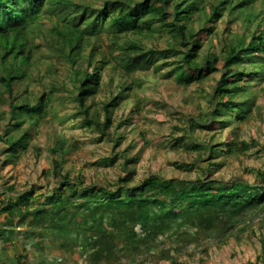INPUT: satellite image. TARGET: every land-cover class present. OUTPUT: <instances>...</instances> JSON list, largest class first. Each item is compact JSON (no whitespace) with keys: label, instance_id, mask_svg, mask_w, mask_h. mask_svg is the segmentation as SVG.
<instances>
[{"label":"trees","instance_id":"obj_1","mask_svg":"<svg viewBox=\"0 0 264 264\" xmlns=\"http://www.w3.org/2000/svg\"><path fill=\"white\" fill-rule=\"evenodd\" d=\"M73 2L78 12L66 11ZM50 16L58 21L51 28L53 39L48 46L70 63V83L52 80L49 95L36 96L24 85L25 80L36 79L33 69L38 67L33 54L39 45L31 33ZM222 20L231 25L224 36L216 28ZM233 25L243 26L242 31L234 34ZM103 34L110 40L107 53L97 51ZM215 37L218 46L212 43ZM95 54L100 59L94 61ZM84 56L86 68L80 65ZM109 66H120L127 74L151 68L155 74L175 75L179 86L203 88L209 83L212 92L205 97L209 110L198 105L199 113L187 116L183 135L173 137L182 142L196 130L211 132L208 141L193 137L184 146L197 154L191 162H175L187 171L195 170L196 177L151 173L136 182L140 157H128V147H121L128 139L124 124L132 123L141 110L138 93L133 98L128 93L132 87L141 90L144 80L123 81L116 95L97 102L102 73ZM263 80L264 0H105L100 6L77 0H0V105L8 104L0 111V123L4 122L0 162L17 163L36 150L33 140L54 108L52 94L59 88L65 90L59 109L65 101L76 106V113L60 118L61 123L72 116L74 129L109 139L113 148L102 159L108 166L121 158L116 182L85 176L82 170L66 167L71 150L78 145L70 142L68 132L59 131L50 165L43 171L56 179L55 185L39 198L33 187L19 191L15 185L0 183L4 195L0 199V264H11L7 253L20 240L24 248L13 253V264H45L39 259L47 235L67 253L79 250L89 264H136L163 257L168 264H184L179 256L186 249L208 254L210 244L244 232L255 217L262 216L264 224V170H245L255 173L253 182L244 176L227 181L216 175L224 159L238 158L253 146L264 147L258 139H241L238 126L261 108L256 98L257 88L264 90ZM130 98L129 118L115 116ZM223 131L232 137L217 139ZM29 248H35L36 263Z\"/></svg>","mask_w":264,"mask_h":264},{"label":"rangeland","instance_id":"obj_2","mask_svg":"<svg viewBox=\"0 0 264 264\" xmlns=\"http://www.w3.org/2000/svg\"><path fill=\"white\" fill-rule=\"evenodd\" d=\"M77 1H85L100 6L105 0ZM76 6L73 2V5L66 7V11L74 9L75 12H78L80 8ZM81 8L83 9V7ZM261 12L263 11L261 10ZM57 21L55 16H50L48 19L45 18L41 21V25L38 26L37 30H33L31 33L33 35L31 37H34V40L37 39L36 44L39 45V49L34 50L33 54V60L38 67L33 69L36 79L25 80L24 85L30 86V92L36 96L42 95L43 92L49 95L51 90L50 82L52 80L56 82L66 81L68 85L70 83L67 77L68 73H70V63L66 61L64 56H61L62 58L58 57L57 54H62L53 51L48 46V43L53 39L51 28L57 24ZM216 28L224 36V34L227 35L226 29L231 28V25L226 20H222L217 24ZM242 28L243 26L241 25H233L232 30L234 34H237L242 31ZM38 30L41 31V34L46 35L47 38L39 37ZM33 39L32 45L34 44ZM144 42L149 45L152 43L148 39H144ZM212 43L218 46L219 39L213 38ZM109 44L110 40L103 34L101 41L96 45L98 47L97 51L100 53L106 51L107 53ZM90 51V48L85 50L83 55L86 56ZM216 51H219L218 47ZM118 53L119 51H117V55ZM85 56L80 60L82 68H86L87 59ZM97 59H100V55L95 54L94 61ZM247 68L250 71L253 67L249 65ZM169 71L170 69L166 68V72ZM165 74H155L151 68L146 72L138 70L127 74L122 71L120 66L115 68L109 66L102 73L100 90L95 97L97 102L106 101L116 95L117 89L123 81L130 83L132 80L139 78L144 80V86L141 90L137 87H132V90L129 93L127 92L132 98L134 93H138L141 99V110L140 116L135 118L132 123L124 124L127 129L125 132L128 139L124 140L121 147V149L128 147V157L130 155H138L140 157L135 166L137 171L136 182L151 173H156L166 178L196 177L198 173L195 170L187 171L177 165L189 163L196 157V152H188L184 148L186 144L191 143L193 137L199 138L200 141H208L211 136V132L196 130L192 136H186L182 142L173 141V137H181L183 135V130L187 125V116L192 113H199L198 105H201L205 111L209 110L205 97L212 90L209 83L203 88L197 84L186 87L179 86L174 79L175 75L166 77ZM261 85L264 87V80ZM143 89L144 91H142ZM257 91L256 103L261 108L259 110L254 109L246 122L238 124L239 135L241 139L246 141L252 138L258 139L264 145V90L262 91V87H258ZM64 92L63 88H59L52 94L54 98L53 106H55L54 108L51 106V113L40 123L38 135L33 140V147L35 146L34 149L36 150L31 149L17 163L0 162V183H4L5 187L15 185L19 191L33 187L36 191L35 196L40 198L41 192H44L47 187L55 185L56 179L53 176H46L43 171L50 165V151L58 132L61 130L65 131V134L68 132V135L72 137L70 142L74 143L76 141L78 145V147L71 150L66 167L73 168L76 172L82 170L84 175L88 177L91 175L97 177L99 175L97 178L106 183L117 181L118 173L121 171V166L118 162L121 161V158L112 166H108L102 161V159L110 155L113 143L109 139H98L88 130L74 129L75 119H72V116L70 120L61 123L60 118L63 117L64 119L67 115L76 113V106L73 101H65L63 109H59L60 100L64 99ZM144 94L145 97L142 96ZM132 98L123 101V105L116 109L115 116L124 115L121 118H129L130 107L133 105L131 102ZM7 105L6 102L0 105V111L6 109ZM3 125L4 122H1L0 126ZM227 137L231 138L232 135H228L227 132L223 131L217 136V139L225 140L228 139ZM2 145L0 142V146ZM175 162L179 164L175 165ZM221 169L216 175H220L227 181L237 175L244 176L249 182H253L255 173H246L245 170H264V147L253 146L238 158L224 159ZM3 197L4 195L0 194V199ZM262 221L263 217L257 216L246 224L247 229L244 232L233 235L220 244H210L208 254L196 249H186L179 256V261L184 264H264V224H261ZM16 226L21 228L19 224ZM16 245L14 249L12 248L7 253L11 264L15 260L13 253L22 252L24 248L21 240ZM28 246L31 245L29 244ZM34 250L35 248H29L32 254L31 261L36 263L38 257L33 255ZM43 251L39 260L45 262V264H52L51 261H55L57 264H89L86 261V257L79 250L76 252L72 250L67 253L55 241L54 237H49L48 235L44 238ZM136 264H168V261L166 257H163L162 260L157 262L153 260L141 262L139 260Z\"/></svg>","mask_w":264,"mask_h":264}]
</instances>
